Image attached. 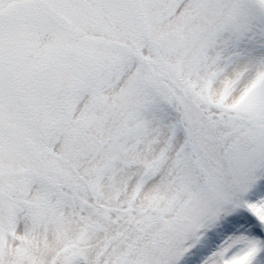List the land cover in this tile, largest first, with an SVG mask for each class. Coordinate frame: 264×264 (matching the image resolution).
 Here are the masks:
<instances>
[{
    "label": "snow or ice",
    "instance_id": "snow-or-ice-1",
    "mask_svg": "<svg viewBox=\"0 0 264 264\" xmlns=\"http://www.w3.org/2000/svg\"><path fill=\"white\" fill-rule=\"evenodd\" d=\"M0 264H264V0H0Z\"/></svg>",
    "mask_w": 264,
    "mask_h": 264
}]
</instances>
